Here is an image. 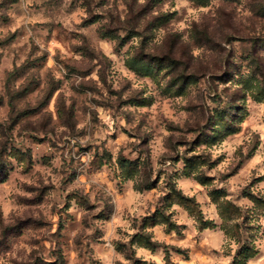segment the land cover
Instances as JSON below:
<instances>
[{
    "label": "clouds",
    "instance_id": "clouds-1",
    "mask_svg": "<svg viewBox=\"0 0 264 264\" xmlns=\"http://www.w3.org/2000/svg\"><path fill=\"white\" fill-rule=\"evenodd\" d=\"M262 93L264 0H0V264H264Z\"/></svg>",
    "mask_w": 264,
    "mask_h": 264
},
{
    "label": "rangeland",
    "instance_id": "rangeland-1",
    "mask_svg": "<svg viewBox=\"0 0 264 264\" xmlns=\"http://www.w3.org/2000/svg\"><path fill=\"white\" fill-rule=\"evenodd\" d=\"M137 67L140 68V67H142V66H141V65H137ZM262 94H264V93H262Z\"/></svg>",
    "mask_w": 264,
    "mask_h": 264
}]
</instances>
